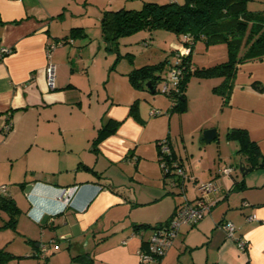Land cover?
Returning a JSON list of instances; mask_svg holds the SVG:
<instances>
[{
    "label": "crops",
    "instance_id": "obj_1",
    "mask_svg": "<svg viewBox=\"0 0 264 264\" xmlns=\"http://www.w3.org/2000/svg\"><path fill=\"white\" fill-rule=\"evenodd\" d=\"M168 1L0 0V48L10 49L0 58V185H6L4 193L21 210L18 230L35 241L38 251L39 244L46 243L51 250L64 247L69 261L85 255L80 264H139L138 251L145 247L150 229L168 222L182 201L181 189L171 184L170 175H163L158 159L157 142L166 139L171 157L188 175L186 197L194 200L198 184L208 180L215 181L216 189L206 197L210 210L197 224L182 226L173 245L149 264H264V165L250 167L237 153V142L226 138L230 129H243L264 155V91L251 85L258 81L264 86V59L236 64L226 102L212 91L222 77L209 79L217 80L209 89L196 85L193 99L189 79L186 109L175 113L169 111L167 95L129 82L132 68L157 62L136 65L134 56L127 65L126 58L112 63L105 56L111 52L100 23L102 43L86 39L84 19L91 10L100 18L107 9ZM74 27L84 34L66 38L48 58L47 44ZM168 32L167 46L174 49L178 37ZM49 60L55 65L53 88L46 81ZM172 64L166 65L163 76ZM206 96L217 98L210 118L199 113L207 108ZM192 108L197 117L187 130ZM109 119L118 121L116 131L95 144L98 129ZM209 128L216 130L214 139L223 132L235 143L238 162L220 149L207 158V147L191 150L186 145V134L204 140L201 133ZM240 165L248 170H240ZM226 166L231 171L223 176ZM63 188L69 190L65 198L60 197ZM224 221L235 226L233 237L220 226ZM242 239L244 249L238 246Z\"/></svg>",
    "mask_w": 264,
    "mask_h": 264
},
{
    "label": "trees",
    "instance_id": "obj_2",
    "mask_svg": "<svg viewBox=\"0 0 264 264\" xmlns=\"http://www.w3.org/2000/svg\"><path fill=\"white\" fill-rule=\"evenodd\" d=\"M249 1L183 0L182 3H179L177 0H169L165 3L144 2L138 9H107L102 11L100 17L101 34L109 43L110 52L116 55V62L123 56H128V60L133 61L130 57L131 54L127 53L125 56L120 52L119 40L142 29L160 28L173 32L182 43H184L183 37L189 35L191 38L190 52L177 65L182 69L181 78L176 88L165 94L171 100L169 111L183 112L186 109L185 90L192 75L203 78L222 77L221 83L214 86L212 91L221 95L223 102H226L232 87L236 64L246 60L264 59V11L249 10L247 8ZM82 30L80 27L71 28L68 35L62 39H56V41L61 40L64 43L68 37L84 34ZM197 40H203L206 45L224 43L227 48V59L208 67L192 66V52ZM176 51H173L174 55ZM166 62L168 61L165 59L155 64L132 68L127 73L129 82L135 88L147 90V81L157 84L165 78L166 75L163 76L161 73L166 67ZM173 65L174 63L170 68ZM251 85L259 92L264 91V86L258 81H253ZM157 90L156 87L155 93ZM136 108L137 103L134 101L130 105V112L133 115ZM117 127L118 121L107 120L98 129L93 142L96 144L101 138L114 133ZM226 138L237 142V153L245 157L250 167L256 168L264 163V155L260 153L258 145L250 140L245 130L230 129L226 133ZM0 211H4L8 216L4 226L16 229L21 210L10 195L0 193ZM141 226L150 227L149 225ZM11 256H13L11 253L0 247V264H5ZM84 257L85 255L82 254L75 255L71 257L69 264H80ZM161 257L156 258L155 261Z\"/></svg>",
    "mask_w": 264,
    "mask_h": 264
},
{
    "label": "rangeland",
    "instance_id": "obj_3",
    "mask_svg": "<svg viewBox=\"0 0 264 264\" xmlns=\"http://www.w3.org/2000/svg\"><path fill=\"white\" fill-rule=\"evenodd\" d=\"M179 3H182L183 0H177ZM82 5V4H80ZM247 8L252 11H264V0H250L247 4ZM92 12V13H91ZM90 16H86L85 18V24H86V33H87V41L89 39H92L95 43L101 42L100 36L97 34V28L99 26L100 18H98L97 15H95L94 11H89ZM79 18H75V20H68L67 22H75ZM61 20V18H60ZM66 23V22H65ZM64 23V24H65ZM155 31V32H154ZM70 32V31H69ZM165 33H169L167 30L164 29H153V30H146L142 29L140 31H137L131 35L124 36L120 38L121 40V47L120 51L123 55L126 56V54H131L130 57L133 59L135 56V64L141 65L144 63H150V62H158L159 60H167L166 65L169 62L174 63L175 61V55H172V50L176 49V47H180L182 45V42L178 39L176 42V47L174 49H171V47L167 46L166 43V37ZM173 33V32H170ZM175 35V33H173ZM98 36V37H97ZM72 37L71 39H73ZM70 39V41H72ZM144 40H148L150 43L148 45L143 44ZM102 43V42H101ZM66 44V43H65ZM157 46L160 49L153 47ZM120 46V45H119ZM224 43H214L206 45V43L203 40H197L193 52H192V66L194 67H208L212 66L217 63H221L227 59V48H225ZM153 48H156L157 51H154ZM87 49L85 50L84 56H86ZM103 53V48L101 49L100 55ZM105 54V52H104ZM106 57L111 58V62L113 63L116 55L114 53L105 54ZM127 57V58H126ZM122 57L126 58L127 61L124 60V63L127 65L128 56ZM121 58V59H122ZM120 59V60H121ZM111 63V64H112ZM121 63V62H120ZM219 79L220 77L213 76V77H198L196 75H192L190 77L191 82L188 87V93L191 99H193V88L196 87L199 83L203 85V87H207V89L210 88V86L215 85V81L217 80H209V79ZM203 79V80H200ZM201 82H198V81ZM189 82V81H188ZM162 81H159L157 83V88H160ZM220 84V80L219 83ZM157 92H160L157 90ZM214 95L219 96L217 93H213ZM207 101V108L204 111V113H201V116L210 118L211 113L215 108V105L217 103V98L214 96L211 98L210 96H206ZM193 106V102H192ZM194 111V114L187 117V130L192 126V124L196 121L197 117V111L194 110V108L191 109V112ZM176 113V111H175ZM178 116V115H177ZM177 116L175 115L174 119L175 122H177ZM214 118V117H213ZM212 119V118H211ZM192 129H190L191 131ZM201 137H203V132L201 133ZM186 145L193 150L196 149L197 146H205L209 150V154H216L218 149L221 150L223 154H228L230 158H235L236 162H238V158L236 156V146L234 142H228L224 138L223 132L220 133L218 139H214L210 142H204V140L198 139L195 133H189V135L186 134ZM185 145V144H184ZM239 171V170H237ZM260 171V169L256 170ZM8 219L7 214L4 211H0V247L4 248L6 251L11 253L13 256H11L5 264H69L71 261L67 258L65 254V248L60 247L56 250H51L49 247L47 250V258L41 257L39 255L38 248L35 247V241H33L32 238L23 235L20 233L18 228L13 229L9 226H4L5 221ZM38 238V237H36ZM64 251V252H63ZM74 264V263H73Z\"/></svg>",
    "mask_w": 264,
    "mask_h": 264
},
{
    "label": "built area",
    "instance_id": "obj_4",
    "mask_svg": "<svg viewBox=\"0 0 264 264\" xmlns=\"http://www.w3.org/2000/svg\"><path fill=\"white\" fill-rule=\"evenodd\" d=\"M184 43L176 51L174 65L168 70L165 78L162 79L161 87L158 90L164 94L176 88L179 79L181 78L182 69L178 67L182 59L190 52L189 43L191 38L189 35L183 37ZM61 40L53 41L46 46V55L50 58L51 52L58 46H61ZM147 44V41L143 42ZM10 52L6 47L0 48V58H3ZM46 81L50 88L54 87L55 65L49 60L45 67ZM159 110H152L151 114H158ZM10 124L4 126V131L8 132ZM159 147L158 159L161 164L162 173L164 176H171V184L179 187L182 194L181 203L175 208L173 216L164 224L154 226L150 229V234L147 239L145 247L139 249L138 259L139 264H149L155 261L156 258L163 256L164 253L173 245L176 236L178 235L182 226H193L210 210L211 203L207 201V195L216 189L214 180H208L198 184L199 194L194 200H189L183 192L184 181L188 178L185 169L171 157L169 151L168 141L166 139L157 142ZM231 168L226 166L222 169L223 176L229 175ZM6 185H0V193L6 191ZM68 189H61L60 197L68 196ZM249 218H253L250 216ZM226 232L228 237H233L235 226L230 221H224L220 225ZM238 246L241 249L247 247L245 240H239ZM48 247L46 243L39 244V255L46 257Z\"/></svg>",
    "mask_w": 264,
    "mask_h": 264
},
{
    "label": "water",
    "instance_id": "obj_5",
    "mask_svg": "<svg viewBox=\"0 0 264 264\" xmlns=\"http://www.w3.org/2000/svg\"><path fill=\"white\" fill-rule=\"evenodd\" d=\"M105 40V39H104ZM107 48L109 49L110 48V45L109 43H107ZM146 87H147V90L154 94L155 91H156V87H157V84H152L151 81H147L146 82ZM216 137V130L215 128H209V129H205L203 131V139L205 142H210L211 140H213L214 138ZM264 165V163H261L260 166ZM240 170H243V171H246L248 170L247 168H245L243 165H240Z\"/></svg>",
    "mask_w": 264,
    "mask_h": 264
}]
</instances>
